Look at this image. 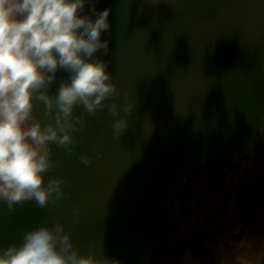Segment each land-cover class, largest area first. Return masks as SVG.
I'll return each instance as SVG.
<instances>
[{
  "label": "water",
  "instance_id": "1",
  "mask_svg": "<svg viewBox=\"0 0 264 264\" xmlns=\"http://www.w3.org/2000/svg\"><path fill=\"white\" fill-rule=\"evenodd\" d=\"M105 9L109 49L96 55L118 92L95 114L77 105L74 142L49 145L45 183L63 180L61 198L14 209L0 201V253L60 225L81 256L148 264L175 241L170 193L205 164L232 162L264 129V0H90L83 14ZM69 82L60 69L48 94ZM34 114L56 122L39 100ZM117 119L128 122L118 138Z\"/></svg>",
  "mask_w": 264,
  "mask_h": 264
},
{
  "label": "clouds",
  "instance_id": "2",
  "mask_svg": "<svg viewBox=\"0 0 264 264\" xmlns=\"http://www.w3.org/2000/svg\"><path fill=\"white\" fill-rule=\"evenodd\" d=\"M90 0H0V201L10 209L35 200L47 206L64 193L61 179L45 183L51 162L50 144L68 146L70 130L83 124L73 112L83 105L90 114L108 105L118 92L108 63L109 42L102 34L111 28L110 9L84 15ZM95 11V9H93ZM60 69L70 74L55 97L48 94ZM45 105L49 115L56 109L55 124H43L35 102ZM131 111V105L124 109ZM109 111L120 115L113 103ZM128 127L125 119L113 124L115 136ZM85 164L91 160L81 158ZM239 259V257H237ZM0 264H121L95 255L81 256L63 226L47 227L26 234L24 243L0 253Z\"/></svg>",
  "mask_w": 264,
  "mask_h": 264
},
{
  "label": "flooded vegetation",
  "instance_id": "3",
  "mask_svg": "<svg viewBox=\"0 0 264 264\" xmlns=\"http://www.w3.org/2000/svg\"><path fill=\"white\" fill-rule=\"evenodd\" d=\"M201 179L208 183V193L203 198L208 203V211L203 210L207 215L201 218L203 212L195 210L193 221L198 218L199 223L194 225L198 226L199 229L195 228L198 233L183 239L180 223H186L188 218L191 186L199 184ZM201 200H196L199 207L204 204ZM169 216L176 227V243L165 253L153 252L150 264L173 262L175 254L183 249L190 251L202 264H218L217 253L226 258L227 264H261L264 256V131L234 162L204 167L181 192L171 194ZM202 224L208 228L210 243L202 238Z\"/></svg>",
  "mask_w": 264,
  "mask_h": 264
},
{
  "label": "rangeland",
  "instance_id": "4",
  "mask_svg": "<svg viewBox=\"0 0 264 264\" xmlns=\"http://www.w3.org/2000/svg\"><path fill=\"white\" fill-rule=\"evenodd\" d=\"M202 183L201 186H199V184ZM200 183H194L192 187V189L190 190L192 193V200H188V204H187V221L185 222H181L180 226H181V232L183 233L182 238L183 239H187V238H192L193 235H196L197 230H195V228L199 229L198 226H194L195 223H199L197 221V217L196 220L193 221L195 219V210H197V212H203V210L208 211V203L207 201L203 200V198L205 196V194L208 193L207 186L208 183L206 180L203 181V179L200 180ZM208 198V197H207ZM201 200V202H203L204 204H202V206L199 207V205L196 204V200ZM210 206V204H209ZM184 207H186V204H184ZM183 208V207H182ZM204 211L201 214V218H204L207 215V212ZM194 213V215L192 214ZM202 226V230H200V233L203 235L202 238L205 239V241L209 242V237L210 234H208V228L206 225H201ZM205 226V228H204ZM207 228V229H206ZM175 259L173 260V262H169L168 264H202L201 261L199 259L195 258V255L193 256L192 253L186 249H183L181 253H177V255L175 254ZM216 258L218 259V264H227L226 258L222 255H219L218 253L216 254ZM167 264V263H166Z\"/></svg>",
  "mask_w": 264,
  "mask_h": 264
}]
</instances>
